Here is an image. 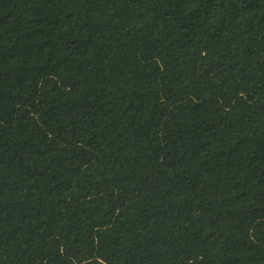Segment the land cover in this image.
Wrapping results in <instances>:
<instances>
[{"label":"trees","instance_id":"1","mask_svg":"<svg viewBox=\"0 0 264 264\" xmlns=\"http://www.w3.org/2000/svg\"><path fill=\"white\" fill-rule=\"evenodd\" d=\"M0 264H264V0H0Z\"/></svg>","mask_w":264,"mask_h":264}]
</instances>
